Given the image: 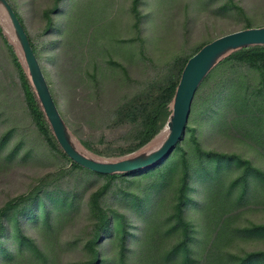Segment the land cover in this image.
I'll return each instance as SVG.
<instances>
[{
    "label": "rangeland",
    "instance_id": "374dc122",
    "mask_svg": "<svg viewBox=\"0 0 264 264\" xmlns=\"http://www.w3.org/2000/svg\"><path fill=\"white\" fill-rule=\"evenodd\" d=\"M11 1L61 113L100 160L147 157L169 133L125 153L144 125L113 118L124 98L146 91L201 44L264 25V0H140L138 9L134 0H62L58 12L56 0ZM0 21L22 54L1 1ZM238 64L223 63L200 85L185 134L161 165L109 183L73 167L41 134L0 35V264H239L264 252V235L244 232L264 225V181L233 187L237 164L211 182L193 175L214 167L210 153L264 170V70ZM186 170L192 239L174 252L187 237L175 209Z\"/></svg>",
    "mask_w": 264,
    "mask_h": 264
},
{
    "label": "trees",
    "instance_id": "16d2710c",
    "mask_svg": "<svg viewBox=\"0 0 264 264\" xmlns=\"http://www.w3.org/2000/svg\"><path fill=\"white\" fill-rule=\"evenodd\" d=\"M7 1L11 4L26 34L28 35L33 51L44 73V70H43V67H42V64L39 58L38 48L36 47L34 41L32 40L28 32V29L24 23L23 17L21 16L20 12L16 9L14 3L11 0H7ZM61 2L62 0H56L55 11L57 12L59 11V5ZM139 2L140 0H134L133 5L135 9H138ZM240 9L242 10L243 8H240ZM51 26H53L52 19H51ZM260 26H264V25H260ZM260 26H253V25H250L249 23L242 29H246L250 27H260ZM0 35L5 45L8 47V49L10 50L13 56V63L16 66L18 79L21 83L28 108L30 109V112L38 126L39 131L54 149H56L60 154H62V156H64L68 161H70L73 167L88 169L80 165L76 161H74L63 150L62 146L60 145L55 134L53 133V130L51 129L50 124L44 114V111L40 105L38 97L31 84L30 78L28 74L26 73L25 69L23 68L13 45L8 41L7 36L3 33L1 26H0ZM211 41L201 44L200 46L196 48L194 52H192L189 55L175 58L173 61H171L169 70L162 79L154 82L146 91L138 92L131 98L129 97L124 98L122 102L117 105V107L115 108L113 112V118L115 120H117L118 122H137L138 120H142L143 125H144L143 129L141 130L138 136V143L136 144V146L127 149L125 153L134 152L140 149L141 147L147 145L161 131V129L167 123L169 116L172 113L171 103L173 102V99L175 97L178 85L182 77L183 70L188 60L194 54H196L204 45H206L207 43ZM227 61H235L239 63L238 64L239 66H248L250 68H259V69L264 70V45H260V44L248 45V46H244L240 49H237L231 52L230 54L225 56L220 62H218L212 68L209 74L212 73V71L215 70L217 67H219L220 65H222L223 63ZM209 74L204 78L202 83L207 79ZM48 86L52 94V97L54 99V102L63 120L67 124V126L78 137V139L80 140V142L82 143L84 147H86L87 149H89L90 151L96 154L101 155V153H99L95 148H93V146L88 140H85L80 134L77 133V131L72 129V127L68 124V122L66 121L65 117L63 116V114L61 113L57 105V102L54 98V95L52 93L49 83H48ZM244 90H245V93H250L249 92L250 90H247V89H244ZM184 134H185V130H184V133L181 139L177 142L176 146L174 147L173 151L178 148L179 143L182 140ZM173 151L169 154V156L173 153ZM169 156H167L164 160L158 162L155 165H152L145 169L135 170L131 172L105 174V173H99V172H96L90 169L88 170L94 173H98V174L106 176L110 183L113 179L118 178V177L126 176L132 173L150 171L158 167L159 165H161L162 162H164ZM209 158H210V161L212 160L215 161L214 167L210 170H207L206 167L203 166L201 169L196 170L197 172L193 174L196 179H200L202 182H207V181L211 182L216 172H221L223 168L227 166H231V164H237V166H239L242 169L240 176L232 183L233 187L237 185H241V184L243 185V187H248L250 182L253 179L264 181V170L263 169L254 166L251 161L244 160L236 154L210 153ZM190 179H191V175L187 172V170L184 171V174L181 178V187L179 190V196L177 199V204L175 205V209H176V216H177L176 227H183L184 230L186 231L187 237L182 242H180L178 246H176L173 249L174 252H177L181 248L189 249L188 242L192 239L190 237V226L191 225L188 221H186L185 216H184L185 207L190 201V198H189V190L191 189L189 186ZM109 183L106 185L105 189H107V187L109 186ZM108 218L109 217L106 216V220H105L106 222L109 221ZM3 229H4V226L0 228V230H3ZM18 229L21 230L20 228ZM244 232L250 235H264V225H255L251 228H245ZM260 262H264V252L251 253L243 257L242 259H240L239 264H256Z\"/></svg>",
    "mask_w": 264,
    "mask_h": 264
},
{
    "label": "water",
    "instance_id": "95a60500",
    "mask_svg": "<svg viewBox=\"0 0 264 264\" xmlns=\"http://www.w3.org/2000/svg\"><path fill=\"white\" fill-rule=\"evenodd\" d=\"M0 1L6 8L7 13L12 20L11 22L13 23L15 30L19 35L21 41L20 43H22L23 46L22 54L15 49V46L1 21L0 26L3 30V33L7 36L8 41L13 45L23 68L28 74L40 105L57 140L59 141L63 150L74 161L85 168L99 173L112 174L131 172L145 169L164 160L167 156H169L177 142L181 139L189 119V114L196 91L212 68L225 56L237 49L248 45H264V26L240 29L217 37L204 45L188 60L183 70L175 97L171 103L172 113L169 116L167 123L154 137V139H152L147 145L143 147L151 144L153 140H155V138L162 131L166 130L165 128H167L169 133L161 145L144 158L100 160L87 154L91 153L93 155H99L84 147L78 137L71 131V129L63 120L54 102L47 83V79L36 58L28 35L26 34L11 4L7 0ZM40 79L42 83L40 82ZM138 150L134 152H137Z\"/></svg>",
    "mask_w": 264,
    "mask_h": 264
}]
</instances>
